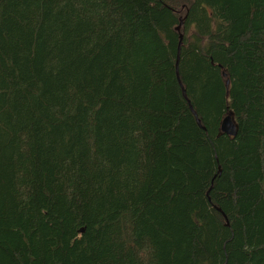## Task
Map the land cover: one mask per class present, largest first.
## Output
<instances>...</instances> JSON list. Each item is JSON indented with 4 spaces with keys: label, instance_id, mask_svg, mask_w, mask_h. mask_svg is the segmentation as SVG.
<instances>
[{
    "label": "trees",
    "instance_id": "16d2710c",
    "mask_svg": "<svg viewBox=\"0 0 264 264\" xmlns=\"http://www.w3.org/2000/svg\"><path fill=\"white\" fill-rule=\"evenodd\" d=\"M0 264H264V0H0Z\"/></svg>",
    "mask_w": 264,
    "mask_h": 264
},
{
    "label": "water",
    "instance_id": "95a60500",
    "mask_svg": "<svg viewBox=\"0 0 264 264\" xmlns=\"http://www.w3.org/2000/svg\"><path fill=\"white\" fill-rule=\"evenodd\" d=\"M228 83H229V81H228ZM199 123H200V120H199ZM221 128H222L223 133H225L227 135H230L232 137H235L238 135L239 126L235 122L232 112H228V114L226 115V117L222 121V127Z\"/></svg>",
    "mask_w": 264,
    "mask_h": 264
}]
</instances>
